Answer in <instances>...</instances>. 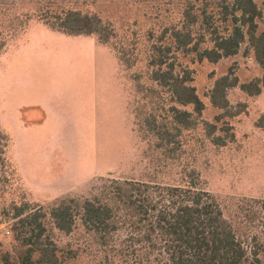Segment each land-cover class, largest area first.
<instances>
[{"label": "rangeland", "instance_id": "374dc122", "mask_svg": "<svg viewBox=\"0 0 264 264\" xmlns=\"http://www.w3.org/2000/svg\"><path fill=\"white\" fill-rule=\"evenodd\" d=\"M264 10V0H254ZM218 0H0V133L5 136L0 164V254L15 253L13 225L18 211L47 210L60 198H89L102 179L195 183L218 201L245 249L261 248L264 264V131L256 128L264 115V89L250 97L239 87L227 91L230 111L243 110L216 124L222 113L210 101L217 80L237 77L239 84L260 78L253 53L243 44L239 53L217 64L199 63L177 52L171 34L191 31L211 47V31L227 36ZM67 11L99 17L113 28L103 45L95 35L68 36L51 30L44 19ZM197 17L190 24L186 13ZM204 13L211 29L204 23ZM155 46L171 47L176 70L191 72V86L204 105L198 126L185 132L181 157L165 160L140 130L153 109L163 113L150 80ZM138 78V79H137ZM163 97V96H161ZM166 99V97H163ZM167 101L168 100H164ZM160 107V108H158ZM192 112V108H186ZM216 124L215 135L228 123L234 138L216 147L202 122ZM230 141V140H228ZM66 264H105L81 231L55 233ZM69 256V255H67ZM133 263V262H132Z\"/></svg>", "mask_w": 264, "mask_h": 264}, {"label": "trees", "instance_id": "16d2710c", "mask_svg": "<svg viewBox=\"0 0 264 264\" xmlns=\"http://www.w3.org/2000/svg\"><path fill=\"white\" fill-rule=\"evenodd\" d=\"M218 2L224 22L231 18L229 35L221 36L212 29L211 47L201 48L206 43L204 36L195 38L191 31L171 34L173 48L186 55L193 54L199 63L217 64L234 57L243 44L252 51L262 75L243 84L233 75L215 82L210 101L222 111L216 124L243 113L241 109L230 111L228 90L239 87L246 95L256 97L264 89V10L254 0ZM203 16L211 29L207 15ZM186 17L190 24L198 22L189 12ZM52 19H44L45 24L68 36L95 35L103 45L109 44L114 36L113 28L94 15L67 11ZM154 52L156 55L149 62L150 80L157 90L144 88L141 83L138 88L158 96L165 107L161 109L163 113L153 109L144 114L140 130L153 141L155 152L165 160L176 161L182 154L184 133L198 126L205 108L190 85L191 72H177L176 57L170 55L172 48L155 46ZM186 108H192V112L183 110ZM201 122L216 147L232 142L234 135L227 122L220 128L222 136L215 135L216 124ZM255 126L264 131V115ZM5 147V136L0 133L2 165ZM188 177L191 179L187 184L102 179L97 192L89 198H60L47 210L16 209L15 253L0 254V264H66V260L76 258L75 252L68 250L69 256L65 255L54 240L55 233L70 236L77 231L90 241L84 252L91 251L89 247L93 246L97 254H102L105 264H259L261 248L255 245L249 253L236 227L224 217L217 199L197 187L194 172ZM261 205L264 210V201Z\"/></svg>", "mask_w": 264, "mask_h": 264}]
</instances>
